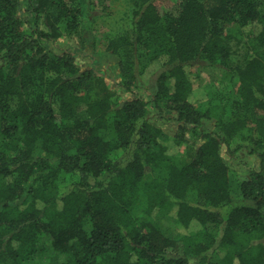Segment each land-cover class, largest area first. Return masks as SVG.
I'll use <instances>...</instances> for the list:
<instances>
[{
  "label": "trees",
  "instance_id": "1",
  "mask_svg": "<svg viewBox=\"0 0 264 264\" xmlns=\"http://www.w3.org/2000/svg\"><path fill=\"white\" fill-rule=\"evenodd\" d=\"M20 1L0 0V264H36L42 249L43 264H264V0H180L164 14L130 0L129 28L106 45L120 87L162 71L151 100L121 105L102 75L45 45L84 41L86 0H25L26 22ZM196 69L231 99L198 103ZM152 108L174 115L172 138ZM223 149L260 161L239 185L250 205L233 203Z\"/></svg>",
  "mask_w": 264,
  "mask_h": 264
},
{
  "label": "rangeland",
  "instance_id": "2",
  "mask_svg": "<svg viewBox=\"0 0 264 264\" xmlns=\"http://www.w3.org/2000/svg\"><path fill=\"white\" fill-rule=\"evenodd\" d=\"M180 0H156L155 5L160 14L175 12ZM95 8H92L91 6ZM19 15L26 22L32 21V15L29 13V7L25 0L19 4ZM130 0H86V8L83 17L84 41L77 38L63 37L56 42L45 43L48 50L55 54L69 52L74 55L77 64L81 70L93 69L96 73L102 75L110 88L116 90L119 94V104L134 96L144 100H151L156 93L157 78L162 71L154 63L145 70L142 77L138 79V86L133 89V93L125 92L120 87V76L118 69V58L106 51L108 41L119 33L129 28L130 24ZM2 62L0 61V65ZM194 75V99L204 106L211 102L231 99L232 93L228 88L224 89L219 78L213 77L211 72L199 71L196 69ZM173 114L164 112L159 113L153 108L150 109L148 119L151 123L161 128L167 137L172 138L177 130V122L173 119ZM214 122H204L207 130L213 129ZM172 145V143H170ZM180 151L171 146V152ZM222 156L225 159L232 180V199L235 205H250L242 199L239 185L240 182L248 178L250 170H257L260 161L257 156L249 154L246 150L229 155L225 149L222 150ZM131 158L130 151L121 154L118 160L127 163ZM93 182V181H92ZM158 224L167 236L176 237L178 229L174 218L168 214L158 216ZM36 256V264H43L47 261L49 251L40 250ZM212 257L214 253L210 254Z\"/></svg>",
  "mask_w": 264,
  "mask_h": 264
}]
</instances>
